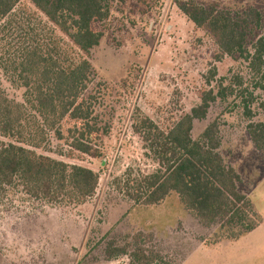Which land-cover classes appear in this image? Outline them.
Segmentation results:
<instances>
[{"label":"rangeland","instance_id":"rangeland-1","mask_svg":"<svg viewBox=\"0 0 264 264\" xmlns=\"http://www.w3.org/2000/svg\"><path fill=\"white\" fill-rule=\"evenodd\" d=\"M177 1L183 0H107V17L92 23L101 38L87 56L92 66L87 92L96 97L93 118L106 130L98 157L71 149L64 127L62 138L56 136L55 127L30 108L31 95L19 74L22 58L38 39L48 42L61 36L68 56H74L76 49L29 0H20L2 20L0 88L26 109L21 144L88 167L99 180L94 194L81 204L34 199L19 187L0 194V264H130L125 254L107 258L105 246L111 241L128 252L138 244L145 254H157L150 264H264V256L260 263L259 255L250 254L247 239L213 243L217 223H200L175 192L151 205L135 204L124 194L128 178L157 168L133 129L137 120L147 117L167 130L209 89L216 98L205 117L194 120L191 137L199 139L210 122L217 123L218 152L227 165L243 174L238 187L243 193L249 190L247 178L264 173L262 163L256 174L247 171L244 181L246 167L264 162V154L255 151L247 133L249 122L264 121V69L252 70L246 54H223L178 9ZM194 1L235 17L257 10L260 21L247 30L249 53L254 42L264 37V0Z\"/></svg>","mask_w":264,"mask_h":264},{"label":"trees","instance_id":"trees-1","mask_svg":"<svg viewBox=\"0 0 264 264\" xmlns=\"http://www.w3.org/2000/svg\"><path fill=\"white\" fill-rule=\"evenodd\" d=\"M19 1L0 0V24ZM29 1L76 49H71L74 56H68L62 49L61 36L48 42L46 38L38 39L29 46L19 64V74L31 95L27 100L30 108L50 127H55L59 139L64 127L71 149L98 157L101 154L99 143L106 130L93 118L96 97L87 92L92 75L87 56L100 41L101 32L94 30L92 23L107 17V0ZM176 4L196 27L214 40L223 54H246L252 70L264 69V37L254 42L251 53L246 49L248 27L260 21L257 10H249L245 17H235L230 12L207 8L194 0L177 1ZM215 98L216 93L209 89L201 96L199 104L180 116L167 130L147 117H140L133 129L157 168L133 180L128 178L123 189L128 199L143 205L156 204L168 193L175 192L200 223H217L213 243L221 239L236 240L256 228L262 220L251 200L239 190V174L218 152L217 123L210 122L199 139L191 137L194 120L205 117ZM262 110L264 112V102ZM26 115L24 105L8 99L0 88V194L8 188L19 187L30 197L51 203L85 202L95 192L98 173L82 165L36 153L22 145ZM247 133L256 150L264 154V121L249 122ZM3 138H15L16 141ZM133 238L136 243L137 237ZM132 249L128 252L111 241L105 246V254L108 259L125 254L130 264H150L157 258V254H145L138 244Z\"/></svg>","mask_w":264,"mask_h":264},{"label":"crops","instance_id":"crops-1","mask_svg":"<svg viewBox=\"0 0 264 264\" xmlns=\"http://www.w3.org/2000/svg\"><path fill=\"white\" fill-rule=\"evenodd\" d=\"M251 141V140H250ZM252 147L254 149H256L253 144ZM258 153V150H255ZM257 166H248L246 167V173L244 174V181L245 179L248 177V173L251 174L252 172H255V174L257 173L258 167L260 166V164L264 163L261 161L257 162ZM248 164V163H247ZM233 167V166H232ZM236 172L239 174L240 177V182H241V178H243V174H240L239 171H237L238 169L233 167ZM248 171V173H247ZM248 179V185H249V190L248 192L244 193L252 202L254 209L260 214L262 220L261 223L254 228L253 230L249 231L248 233L242 235L241 237H239L236 240H228L226 242H237L240 239H247L246 241L251 242V250H250V254L253 255L254 253H256V255L260 256L259 257V262L261 263V259L264 256V173L263 175L260 177H256V179ZM256 189V195L254 196V190ZM255 198L257 199V201L261 202L260 205H258L257 201L255 200ZM220 244L223 242H219ZM218 243V244H219ZM255 250V251H254ZM261 258V259H260Z\"/></svg>","mask_w":264,"mask_h":264}]
</instances>
